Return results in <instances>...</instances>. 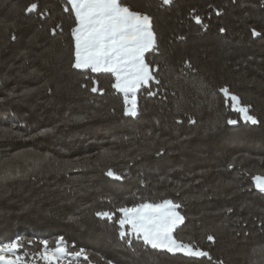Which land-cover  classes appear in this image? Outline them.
I'll list each match as a JSON object with an SVG mask.
<instances>
[{
	"label": "trees",
	"instance_id": "obj_1",
	"mask_svg": "<svg viewBox=\"0 0 264 264\" xmlns=\"http://www.w3.org/2000/svg\"><path fill=\"white\" fill-rule=\"evenodd\" d=\"M34 2L50 17L26 14ZM121 2L153 18L160 44L145 59L159 65L161 84L139 90L136 116L125 114L112 73L72 67L75 23L66 0H0V130L15 133L0 132V157L21 154L13 160L21 169L31 166L25 157L44 154L77 165L59 173L44 165L11 184L0 195V241L19 240L26 264H48L34 254L61 237L88 259L60 264H261L253 250L264 247V192L254 180L264 177V0ZM57 25L62 34L53 36ZM223 88L257 124L244 122ZM165 199L186 217L176 238L211 260L122 239L119 212L113 220L95 216Z\"/></svg>",
	"mask_w": 264,
	"mask_h": 264
},
{
	"label": "snow or ice",
	"instance_id": "obj_2",
	"mask_svg": "<svg viewBox=\"0 0 264 264\" xmlns=\"http://www.w3.org/2000/svg\"><path fill=\"white\" fill-rule=\"evenodd\" d=\"M3 3L6 4L7 0H3ZM171 3L172 0H163L164 5ZM24 11L29 15L35 13L40 18H47L51 15L47 9L41 10L36 2L29 4ZM63 11L74 14L75 26L71 29L74 41L72 67L78 70L91 69L96 73H112L115 76V83L112 87L124 95L125 114L136 116L138 114L137 91L153 81L157 85L161 84V80L157 79L160 72L159 65L153 67L145 59L146 53H160L159 38L154 30L153 18L149 14L133 10L121 0H66ZM193 18L197 24L207 27L200 16L194 15ZM58 29L62 34L61 25L53 27L51 34L55 36ZM220 32L224 33L226 29L221 28ZM252 34L253 36L260 35L255 29L252 30ZM12 38L15 39L14 36ZM186 66L192 68L190 62L186 63ZM91 91L95 93L102 90L93 86ZM221 91L225 94L226 102L231 101L232 107L243 114L244 122H250L252 125L258 123L257 119L249 114L247 107L240 106L238 96L231 94L228 88H223ZM147 94L155 96L157 93L149 89ZM226 123L235 126L238 121L229 119ZM0 132L5 137L15 135L8 129L0 130ZM20 157L19 153L15 156L0 157V195H6L11 184L27 179L44 165H48L51 171L57 173L77 168L73 162L60 161L51 154H44L31 159L25 157L26 163L31 166L21 169L13 164V160ZM107 175L121 179L111 169L107 171ZM254 180L256 188L264 192V177L256 176ZM180 207V204L165 199L159 203L145 202L133 207H120L116 211H97L95 216L102 220H113L116 212H119L121 214L118 220L121 229L119 236L122 239L129 235V232L125 231L127 227L130 228L132 235L142 240L143 244L150 246L151 249L166 250L169 253H185L191 257H207L211 260L209 252L202 250L195 243L179 240L174 235L186 221V217L177 211ZM228 211L232 210L228 209ZM71 219L78 218L72 217ZM206 239L215 242V236L212 234H208ZM41 243L44 245L43 253L34 255L41 256L48 264H56L59 259L66 256L88 259L84 249L70 252L64 245L63 237L50 251L47 240ZM23 247L24 245L19 240H13L0 246V253L5 250L19 253ZM257 252L264 257V247L254 249L253 255ZM0 264H26V258L17 255L15 259H6L0 255ZM218 264H223V261H219ZM261 264H264V260Z\"/></svg>",
	"mask_w": 264,
	"mask_h": 264
},
{
	"label": "rangeland",
	"instance_id": "obj_3",
	"mask_svg": "<svg viewBox=\"0 0 264 264\" xmlns=\"http://www.w3.org/2000/svg\"><path fill=\"white\" fill-rule=\"evenodd\" d=\"M146 55V54H145ZM91 70V69H90ZM144 87V86H143ZM142 88V87H141ZM140 88V89H141ZM139 89V90H140ZM139 90L137 91V94H138V92H139ZM241 106V105H240ZM243 107V106H242ZM242 114V113H241ZM242 118H243V114H242ZM177 211H178V209H177ZM125 231H128L129 232V235L128 236H130V237H133V238H136L134 235H132L131 234V232H130V228H125ZM137 239V238H136ZM8 243H10V242H8V241H4V242H1L0 241V246H2V245H5V244H8ZM49 251H50V249H49ZM183 254H185V253H183ZM0 255H3L6 259H15L16 258V256L18 255V253H12V252H8L7 250H5L3 253H0ZM186 255V254H185ZM188 256V255H187ZM74 259H76V258H74V257H71V256H66V257H64V258H62V259H59L57 262H56V264H60L61 262H63V261H65V260H74ZM46 262V261H45ZM48 263V262H47Z\"/></svg>",
	"mask_w": 264,
	"mask_h": 264
}]
</instances>
